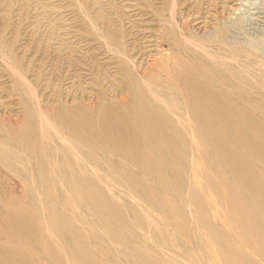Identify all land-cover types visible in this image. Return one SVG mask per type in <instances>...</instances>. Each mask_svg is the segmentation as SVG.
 <instances>
[{
  "label": "rangeland",
  "instance_id": "1",
  "mask_svg": "<svg viewBox=\"0 0 264 264\" xmlns=\"http://www.w3.org/2000/svg\"><path fill=\"white\" fill-rule=\"evenodd\" d=\"M140 2L0 0V117L10 123L0 120V154L7 158L0 163V249L16 255L14 263L0 264H264V147L245 152L232 146L242 152L247 167L211 163L215 156L207 148L191 155L175 139L171 150L139 145L138 153L134 151L139 158L132 161L127 143L110 133L131 119L118 102L128 94L114 71L113 52L103 47V34L117 43L123 35L131 44L130 28L142 15ZM248 67L238 72L246 76ZM13 69L28 88L15 80ZM254 74L250 76L264 87V76ZM164 101L158 105L163 110L178 109ZM38 103L65 114L74 106L79 119L93 124L90 169L84 158L78 168L65 163L59 175L52 161L59 149L43 140L37 126ZM252 107L262 114L263 131L253 129L249 135L264 146V102ZM107 108L125 120L110 124L106 138L98 121L101 113H109L103 111ZM177 122L186 124L183 119ZM29 127L34 129L27 142L22 133ZM64 139L76 143L69 134ZM126 140L133 141L127 134ZM82 143L88 144L85 139ZM29 173L34 178L27 180L24 174ZM53 218L66 243L53 235ZM43 241L53 246L44 247ZM78 245L79 253L74 248Z\"/></svg>",
  "mask_w": 264,
  "mask_h": 264
},
{
  "label": "bare ground",
  "instance_id": "2",
  "mask_svg": "<svg viewBox=\"0 0 264 264\" xmlns=\"http://www.w3.org/2000/svg\"><path fill=\"white\" fill-rule=\"evenodd\" d=\"M219 2V0H194L193 3H190L189 0H141L138 4L142 18L140 17V22L133 24L130 28L132 32L129 35V41L132 40L131 44L124 42L122 34L120 43L112 41L103 34V47L111 53L113 52L114 71L121 76V83L124 84L126 94H128L122 96L118 102L127 109L129 115L125 114L131 119H129L131 123L128 126L117 128L113 133H110L114 134V138L120 142L127 143V149L133 154L130 160L134 161L139 158L138 154H134V151L138 153L139 145H143L146 150L159 148L171 150L175 144L171 139H175V141L181 142V145L186 149H189L191 155L194 152L204 153L207 148L215 156L211 163L220 166L247 167L249 162L242 159L240 156L242 152L235 151L232 146L238 145L244 148L245 152L257 151L264 147L260 141L254 140L249 135L253 129L263 131V128L260 127L262 114L252 106L255 103L264 102V87L260 86V82L257 85L258 80L254 78L256 71L257 75L264 76V0L223 1L221 5L218 4ZM227 3H230V9H226ZM87 20L89 21V18ZM133 31L135 32L133 33ZM98 33L100 34V32ZM140 37H142V41ZM241 67L250 68L246 76H242L243 72L241 74L238 72L242 70ZM12 72V76H15V80L17 78L21 87L28 84L18 71L13 69ZM58 73L60 77L61 73ZM250 73L255 76H250ZM95 81L97 80L95 79ZM163 100H167L178 109L170 111L166 104L167 107H163L165 108L163 110L160 107ZM125 103H128L127 106ZM22 104L24 106V103ZM243 105L251 107L249 113L246 109L241 108ZM37 106L39 108L38 111L35 110L37 126L43 132V140L47 139V143L49 142L54 147L57 145L59 150L56 151L61 153V157H59V154L55 152L54 160L52 159L53 163H56V167L59 168L57 170L60 174H58H64L65 163L72 162L78 168L84 158H86L84 159L86 166L90 169L93 147L89 144L92 140L91 127L93 124L87 120L79 119L80 112L74 106L69 109V114H65L66 112L60 109L42 108L39 103ZM103 111L109 113H101L98 124L104 132L103 135L107 138L109 125L125 119L113 108ZM97 119L95 118V120ZM181 119L186 122L183 126L177 122H180ZM0 120L6 122L4 118L0 117ZM32 129L34 127H29L22 133L23 139L27 142L30 140L29 134ZM68 134L74 136L76 143L71 144L68 139H64ZM126 134L131 135L133 141L127 142ZM137 137L142 141L138 143ZM83 138L88 142L85 147L82 143ZM56 140H59V144ZM23 142L25 143V141ZM5 145L10 148L8 144ZM66 148L70 151L68 156L70 158L66 156ZM2 158L7 159L4 154H0V163ZM60 158L63 159L61 165L56 162ZM38 162L41 163V160L36 163ZM71 169L69 171L75 173ZM81 169L83 168L80 167L78 170ZM83 172H85L84 169ZM85 174L83 173L84 176ZM24 175L27 180L34 178L31 173ZM54 175L56 174L54 173L52 176L54 177ZM75 175L77 174L75 173ZM78 176L80 175L78 174ZM20 177L24 176L20 174ZM0 205L4 206L2 201H0ZM55 221L53 218L52 233L66 243L68 240L63 235L62 229L59 230L60 225L56 227ZM36 244L40 246L41 243L36 240ZM43 244L44 247L53 246L45 241ZM74 248L78 253L81 250L80 245ZM15 256L9 250L0 249V262L14 263ZM50 256L52 255L50 254ZM20 260L24 259L21 257ZM70 260L77 261L73 257Z\"/></svg>",
  "mask_w": 264,
  "mask_h": 264
}]
</instances>
